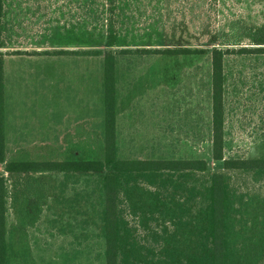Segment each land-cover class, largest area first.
Returning a JSON list of instances; mask_svg holds the SVG:
<instances>
[{
    "label": "rangeland",
    "instance_id": "1",
    "mask_svg": "<svg viewBox=\"0 0 264 264\" xmlns=\"http://www.w3.org/2000/svg\"><path fill=\"white\" fill-rule=\"evenodd\" d=\"M0 5L5 54L105 49L110 18L117 33L113 49L202 43L209 32L204 27L216 31L218 46H264V0H0ZM4 63L5 162L103 159L101 56L21 53L6 55ZM226 63L225 152L263 157L264 55H231ZM209 72L206 53L119 56L118 157L203 158L209 171L218 170L207 129ZM17 101L25 111L20 120L29 119L27 130L15 129ZM0 174L7 194L9 264H104L96 211L91 202L84 209L75 196L84 176L77 182L59 172H9L4 163ZM256 188H242L254 200L243 210L246 229L239 240L244 256L261 246L254 259L264 264V188Z\"/></svg>",
    "mask_w": 264,
    "mask_h": 264
},
{
    "label": "trees",
    "instance_id": "2",
    "mask_svg": "<svg viewBox=\"0 0 264 264\" xmlns=\"http://www.w3.org/2000/svg\"><path fill=\"white\" fill-rule=\"evenodd\" d=\"M109 11H113V6ZM115 28L112 19L107 20L105 35H100L107 46L105 49L90 46L75 50L10 51L11 54L81 53L101 56L103 159L5 162L4 69L3 52L0 51V163H4L5 170L9 172H59L77 182L79 175L84 176L75 196L83 201L84 209L91 202L96 211L100 235L104 239V264H260L254 256L256 258V251H263L261 246L254 247L252 257L244 256L245 248L239 235L246 229L243 210L247 213L249 204L254 200V197H249L251 190L242 188H264V156L248 158L226 154L225 93L226 58L231 55H264V46H218L215 44L216 36L212 35L216 31L211 32L204 27L210 32L207 35L210 39L202 43L184 44L182 40L178 45L164 47L113 49L111 46L117 42ZM0 44V47L4 46V42ZM205 53L209 57L210 70L208 137L212 158L220 162L221 167L209 171L203 158L118 157V57L129 54ZM4 179V175L0 174V264H9ZM262 202L264 204V195ZM251 232V229L247 231Z\"/></svg>",
    "mask_w": 264,
    "mask_h": 264
},
{
    "label": "crops",
    "instance_id": "3",
    "mask_svg": "<svg viewBox=\"0 0 264 264\" xmlns=\"http://www.w3.org/2000/svg\"><path fill=\"white\" fill-rule=\"evenodd\" d=\"M6 55H16V54H11V53L5 54V53H3V69H4V74H5V63H4V59H5V56ZM28 55H32V54H28ZM36 55H38V54H36ZM5 97L6 96H4V99H3V118H4V136H5L6 151H7V139H8L7 129H9L8 128V124L9 123H8V115H7V109H6L7 104H6V98ZM13 105L16 106V108L14 109L13 112H14V115L17 117V122L19 123V125H17L15 127V129H18V130H21V129L27 130L29 128V119L27 118L26 120H20L22 117H24L25 111L20 108L22 106L19 104V101H17V103L16 104H13ZM50 110L52 112V108ZM11 121H13V120L11 119ZM24 122H27L26 123L27 124V128H26V126H24V124H25ZM11 124L12 123H10V127L14 128L13 125H11ZM25 136L27 137V135H25ZM23 137H24V135H23ZM6 200H7V194H6Z\"/></svg>",
    "mask_w": 264,
    "mask_h": 264
}]
</instances>
